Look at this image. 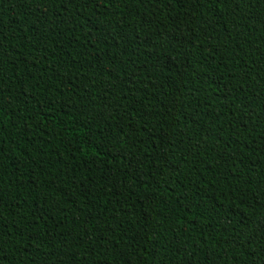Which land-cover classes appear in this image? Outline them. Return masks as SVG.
<instances>
[{"label": "trees", "instance_id": "1", "mask_svg": "<svg viewBox=\"0 0 264 264\" xmlns=\"http://www.w3.org/2000/svg\"><path fill=\"white\" fill-rule=\"evenodd\" d=\"M0 264H264V0H0Z\"/></svg>", "mask_w": 264, "mask_h": 264}]
</instances>
